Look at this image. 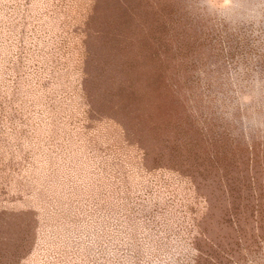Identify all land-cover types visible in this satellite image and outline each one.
Returning a JSON list of instances; mask_svg holds the SVG:
<instances>
[{
	"label": "rangeland",
	"instance_id": "obj_1",
	"mask_svg": "<svg viewBox=\"0 0 264 264\" xmlns=\"http://www.w3.org/2000/svg\"><path fill=\"white\" fill-rule=\"evenodd\" d=\"M0 264H264V0H0Z\"/></svg>",
	"mask_w": 264,
	"mask_h": 264
}]
</instances>
